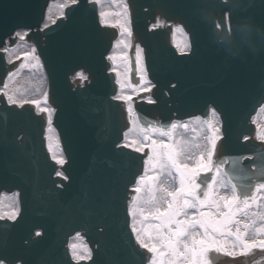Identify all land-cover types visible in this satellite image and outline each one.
Wrapping results in <instances>:
<instances>
[{
	"label": "water",
	"instance_id": "95a60500",
	"mask_svg": "<svg viewBox=\"0 0 264 264\" xmlns=\"http://www.w3.org/2000/svg\"><path fill=\"white\" fill-rule=\"evenodd\" d=\"M51 1L0 0V86L20 64L3 49L17 44L16 30L27 29L48 76L51 125L65 157L58 164L49 150L47 113L9 104L1 92L0 199L17 193L19 209L15 220L0 218V261L147 264L129 214L147 153L123 144L130 119L126 103L114 98L119 85L108 57L119 28L101 23L95 0H77L45 27ZM126 1L131 76L139 45L153 83L151 92L133 97L141 124L209 117L213 107L222 122L215 164L235 177L239 160L246 176L234 183L264 182V141L252 121L264 105V0ZM177 25L189 36L185 54L173 44ZM80 70L87 80L77 77ZM76 236L87 243L88 259L73 258ZM215 264H264V253L220 255Z\"/></svg>",
	"mask_w": 264,
	"mask_h": 264
},
{
	"label": "snow or ice",
	"instance_id": "6c2138e0",
	"mask_svg": "<svg viewBox=\"0 0 264 264\" xmlns=\"http://www.w3.org/2000/svg\"><path fill=\"white\" fill-rule=\"evenodd\" d=\"M95 2L100 3V0H95ZM75 3L77 0H71V4ZM70 6L67 2L58 5L61 15H63V9ZM105 15H113V13H101L102 18ZM157 26L164 25L158 21ZM119 27L122 33H126L130 39L132 36L130 28L124 25H119ZM176 31L181 35H186L180 27H177ZM15 36L20 41L25 40V34L17 32ZM118 44L123 45L124 48L130 47L129 42L125 40L118 41ZM177 47L181 54H185V50L190 49L187 42H183L182 47L180 44ZM3 51L7 53L10 49L5 47ZM141 52L142 50L137 46L135 69L139 76V83L130 85L136 94L151 92L152 88ZM29 58L35 61L33 68L41 67L35 48H32L31 53L25 54L24 59ZM109 59H114V57H109ZM24 66L21 65L22 68ZM9 75L11 77L14 74ZM76 75L81 80H87V76L83 73ZM7 87L8 85L5 84L4 88L7 89ZM121 87L123 88L124 85L122 84ZM3 95L7 97L9 104L20 107L25 104H33L37 107H40L41 103L47 105V93H44L43 101L18 100L14 94L10 95L7 91ZM114 98L128 103V115L133 124V128L129 131L138 129L143 134L141 141L134 139L125 146L135 145L136 152H142L145 146H150L152 152L145 161V174L136 181L133 191L137 195L133 197V206L129 209V214L133 217L132 234L139 248L145 250L144 256L147 264H215V257L220 255L234 258L249 256L257 250L264 253V224L256 227L257 219L264 222V211H251L254 206L257 209L261 207L259 200L264 197L258 194L264 193V182L258 181L254 185L250 181L240 184L233 183V178L246 176V171L240 166L239 160L233 162L235 177L228 179L225 178L228 174L222 173L220 167L215 164L214 156L221 138L219 129L214 124L216 110L211 109L210 116L203 118L202 121L210 133L205 149L189 153L186 144L181 147L184 142L174 139V130L177 127L187 129L189 126L187 122L175 121L170 125L141 124L140 118L130 103L131 95H118ZM147 102H154L151 96L147 97ZM40 111L48 113L50 124L53 109L44 107L40 108ZM194 120L199 122L202 118L194 117ZM152 134H158L161 138L166 137L168 142L164 139H151ZM125 137H128V133H125ZM257 138L264 140V134L258 135ZM194 147L200 149L199 144ZM49 150H52L51 143ZM181 156H184L185 160H192L194 166H189L188 163L182 161ZM56 162L64 163L62 159H57ZM149 165L154 173L166 169L172 180L178 181V186L174 190L160 189L162 194L159 201L155 195L158 175L149 174ZM57 175H62V173L58 172ZM261 178H264V170L261 171ZM221 190L230 191L231 195H221ZM145 192L147 198L142 199L141 194ZM161 202L166 203L163 210H161ZM146 208L151 209L147 215L145 214ZM17 214L13 211L7 218L15 220ZM138 215L141 221L140 227H137ZM241 217L246 218L247 222H243ZM0 218H4L2 214ZM149 219L155 223L145 227L143 221ZM249 230H252L255 236L251 241L247 239ZM36 235L39 236L40 233ZM70 247L73 249L74 259L84 258L76 255V250L80 246L71 245ZM84 250L87 251V249ZM88 255L90 256L91 253L88 252ZM0 264H3V261H0Z\"/></svg>",
	"mask_w": 264,
	"mask_h": 264
},
{
	"label": "rangeland",
	"instance_id": "374dc122",
	"mask_svg": "<svg viewBox=\"0 0 264 264\" xmlns=\"http://www.w3.org/2000/svg\"><path fill=\"white\" fill-rule=\"evenodd\" d=\"M68 1V0H67ZM125 3L123 0H100V13H113V15H105L102 19L104 20V22H112V23H117L119 25H124L125 27L129 26L127 25V21L126 19H128V13L127 10L125 9ZM121 40H125L127 42H129V39L126 35V33H123V36L120 38L119 41ZM183 42H187V38L185 35H181V33L177 32V36H176V43L177 45L180 44L181 47L183 46ZM188 43V42H187ZM127 49L128 48H124L123 45L120 44H116L114 51L112 52V57H114V61H115V66H116V70L118 69V71L120 72L119 74V79L121 82V85L123 84L124 87L121 90V95H130L129 94V81H128V56H127ZM125 50V52L123 51ZM31 53V52H29ZM28 54V53H27ZM35 64V61L32 60L31 58H29L28 60L24 59V64L25 65L23 68L21 67L20 69V74L19 76L22 77H26L27 80L29 81L28 83L25 84H21L20 86H15L12 87V93L11 95H15V97L18 100H23V99H27V100H41L43 101V96L44 93H46V88H47V84H46V77L44 74V71L42 69V65L40 62L41 67L39 68H33L32 65ZM120 68H122V70H120ZM45 104L41 103L40 108H44ZM258 124H259V130H260V134H264V110L261 112V115L258 119ZM216 127V124H215ZM217 128V127H216ZM219 129V128H218ZM137 130H134V132H132L130 135V140L129 142H131L132 140H137V141H141L143 134L142 133H138ZM220 132V129H219ZM152 136H155L154 134H152ZM52 153L54 155V157L56 159H62L64 160V157L62 155L61 149H60V145L58 147H54L52 149ZM152 169L151 167L149 168V173H152ZM159 176V174H156ZM260 197H264V193H259L258 194ZM142 198L146 199L147 198V193H143ZM259 204H260V209L259 211H264V198H261L259 200ZM18 209V204H17V198L14 195H6L3 197L2 202L0 204V214H2L3 216H8L10 213H12L13 211L17 212ZM251 211H258V209L254 206ZM149 214V213H146ZM243 222H247L246 218L241 217ZM259 220V219H257ZM144 223V221H143ZM260 224V223H259ZM262 226V224H260ZM141 226V221L139 219V215L137 217V227ZM255 236H251V238H254ZM72 245H78L80 247H78V249L76 250V255L78 256H83V257H87L88 255V248L87 245L84 244V242L78 238L74 239V241L72 242ZM84 249H87V251H85ZM73 250V249H72Z\"/></svg>",
	"mask_w": 264,
	"mask_h": 264
},
{
	"label": "flooded vegetation",
	"instance_id": "af4514ba",
	"mask_svg": "<svg viewBox=\"0 0 264 264\" xmlns=\"http://www.w3.org/2000/svg\"><path fill=\"white\" fill-rule=\"evenodd\" d=\"M202 121L203 120H201L199 122L189 123L188 124L189 126L187 129H185L183 127H177L174 130V139L176 141L184 142L181 144V147H184L186 144L189 148V153H196L198 151H202L205 149V147L207 145V137L210 135V133ZM157 138L159 140L164 139L165 142H168V139L166 137L161 138L159 135L157 137H154V139H157ZM128 140H130V134H128L127 141ZM196 144L200 145L199 150L194 147ZM181 160L188 163L189 166H194V162L192 160H185L184 156H181ZM149 174L150 175L159 174L158 180L156 182L157 191L155 193L158 201H159L160 196L162 194L160 189L174 190V188L176 186H178V181L174 182L172 180V178L167 174L166 169L163 170L162 172L158 170L155 173L152 172ZM225 178L228 179L227 177H225ZM220 194L221 195H231L230 191H226V190H221ZM142 195H143V193L141 194V198H142ZM142 199H144V198H142ZM160 206H161V210H163L166 207V203L161 202ZM258 210H261V209L259 208ZM150 211H151V209L146 208L145 214L149 213ZM153 223H155V222L152 221L151 219H149L148 221H144L143 225L145 227H147L148 225L153 224ZM259 223L264 224V222L257 220L256 227L261 226ZM251 236H254V232L252 230H249L248 235H247V239H249Z\"/></svg>",
	"mask_w": 264,
	"mask_h": 264
},
{
	"label": "bare ground",
	"instance_id": "6f19581e",
	"mask_svg": "<svg viewBox=\"0 0 264 264\" xmlns=\"http://www.w3.org/2000/svg\"><path fill=\"white\" fill-rule=\"evenodd\" d=\"M68 1H71V0H68ZM64 3H66L65 0H53V1L50 2V4L47 7V10H46V18H45L44 25L45 24H48L49 22H51L56 17V15L60 12V9H59L58 5H61V4H64ZM101 20H102V17H101ZM126 21H127V25L130 28L131 23H130V15L129 14H128V19H126ZM17 32H20L22 34H25V32L22 31V30L16 31V33ZM185 34H186L185 36H186L187 42H188V34L186 32H185ZM176 36L177 35L175 34V36L173 38V42H174V44L177 45V43H176ZM116 44L114 45V47L116 46ZM33 47L34 46L32 44H28L26 40H24V41H20L19 40L15 46L8 48V49H10V51L7 52V59L8 60H12V59L16 58V56H18V55H25V54L31 52V50H32ZM123 51L125 52V50H123ZM179 51H180V49H179ZM23 64H24V60L20 63L19 68L16 71L13 72L14 75H12L11 77H10V75H8V77L5 80V84H7L8 87H7V89H5L4 88V85L5 84H4L3 86H0V91H2V90L4 92L7 91L11 95V93H12V87L20 86L21 84H25V83H28L29 82L26 77H24V76L20 77L19 76V74H20L19 72L21 70L20 68H21V65H23ZM42 69H43V67H42ZM120 70H122V68H120ZM117 72L120 74V72L118 71V69H117ZM121 90H122V88H121ZM127 106H128V103H127ZM45 107L50 108V106L48 104L45 105ZM36 108H37V110H40V107H37L36 106ZM47 115H48V113H47ZM217 123H218V126H219V121H217ZM48 142H49V144L51 143L52 149L54 147H58L59 146V141L57 139V135H56L55 131L52 128H50L48 130ZM151 153H152L151 150L148 151V154L149 155Z\"/></svg>",
	"mask_w": 264,
	"mask_h": 264
}]
</instances>
